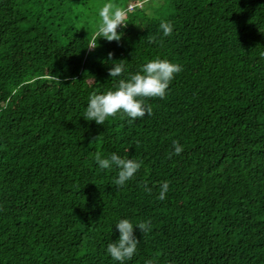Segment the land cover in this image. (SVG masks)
<instances>
[{
  "label": "trees",
  "instance_id": "1",
  "mask_svg": "<svg viewBox=\"0 0 264 264\" xmlns=\"http://www.w3.org/2000/svg\"><path fill=\"white\" fill-rule=\"evenodd\" d=\"M106 3L127 39L96 41ZM157 58L183 70L150 117L84 118ZM112 152L142 165L120 190ZM121 218L151 221L127 264H264V0H0V264H116Z\"/></svg>",
  "mask_w": 264,
  "mask_h": 264
},
{
  "label": "clouds",
  "instance_id": "2",
  "mask_svg": "<svg viewBox=\"0 0 264 264\" xmlns=\"http://www.w3.org/2000/svg\"><path fill=\"white\" fill-rule=\"evenodd\" d=\"M127 16V9L112 3L104 4L97 12L96 41L98 42L101 38L109 42L120 41L123 33L118 29L121 26H127ZM160 30L164 37H169L173 34L174 25L170 22H163ZM96 47L94 43L89 48ZM113 55L110 54V59ZM114 62L109 75L113 80L119 78L115 90L102 94L94 93L88 100L84 118L90 122L95 121L98 125H104L110 117H116L118 114L128 117L130 124L146 116L150 117L153 114V108L147 101L150 98L165 99L171 82L183 70L179 63L157 58L146 62L135 74L121 78L126 71V65ZM173 147L175 155H181L184 151L179 141H175ZM95 162L100 170L117 172L113 185L118 186L119 190L126 187L142 166L141 162L135 158L122 157L117 152H112L108 157L97 153ZM169 189L170 184L164 182L161 185L158 199L166 200ZM145 190L151 194V189L146 185ZM115 227L120 233L119 239L115 242L111 241L107 245L106 252L116 264H127L137 253L140 244L135 236V230L139 228L144 234L151 231V221L134 223L129 218H121L116 222Z\"/></svg>",
  "mask_w": 264,
  "mask_h": 264
},
{
  "label": "built area",
  "instance_id": "3",
  "mask_svg": "<svg viewBox=\"0 0 264 264\" xmlns=\"http://www.w3.org/2000/svg\"><path fill=\"white\" fill-rule=\"evenodd\" d=\"M141 4H142V3H141ZM141 4H138V5H141ZM134 7H135V5H130V6L128 7V9H127L128 12H129V11H132V10L134 9Z\"/></svg>",
  "mask_w": 264,
  "mask_h": 264
},
{
  "label": "rangeland",
  "instance_id": "4",
  "mask_svg": "<svg viewBox=\"0 0 264 264\" xmlns=\"http://www.w3.org/2000/svg\"><path fill=\"white\" fill-rule=\"evenodd\" d=\"M127 39V34L123 36V40Z\"/></svg>",
  "mask_w": 264,
  "mask_h": 264
}]
</instances>
